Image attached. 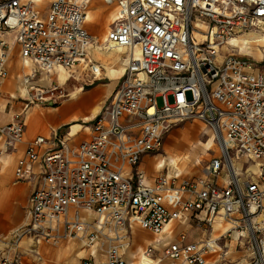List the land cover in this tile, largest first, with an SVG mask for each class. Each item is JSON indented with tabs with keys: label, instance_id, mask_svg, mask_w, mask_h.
<instances>
[{
	"label": "built area",
	"instance_id": "2783aa9c",
	"mask_svg": "<svg viewBox=\"0 0 264 264\" xmlns=\"http://www.w3.org/2000/svg\"><path fill=\"white\" fill-rule=\"evenodd\" d=\"M103 2L115 5L116 16L100 48L123 52L124 74L93 119L90 139L73 144L55 129L49 138L28 143L14 180L33 187L23 224L0 236V264H25L26 237L53 245L73 239L105 253L101 261L91 255L80 264H128L123 255L131 223L159 234L171 222H194L206 232L199 240L181 231L164 244L163 257L176 264H207L210 253L226 259L239 245L248 247L249 258L231 264H264V70L227 47L242 36L264 41V0ZM88 5L89 0H52L42 17L33 0H0V78L8 77V59L19 45L31 67L22 78L25 109L65 95L57 81L37 85L38 72L88 62L92 79L103 78L104 66L88 54L95 43ZM194 21L205 28L195 29ZM191 118L215 130L222 157H212L197 176L162 171L146 184L142 157L159 151L166 133ZM24 130L22 112L0 127L8 147L23 140ZM231 153L250 158L257 174L238 173ZM220 222L229 227L215 235L211 227ZM157 243L146 247L139 264L159 262Z\"/></svg>",
	"mask_w": 264,
	"mask_h": 264
},
{
	"label": "crops",
	"instance_id": "0c3cea01",
	"mask_svg": "<svg viewBox=\"0 0 264 264\" xmlns=\"http://www.w3.org/2000/svg\"><path fill=\"white\" fill-rule=\"evenodd\" d=\"M92 3H95L97 8L100 5H104L115 9L116 12L115 5H106L103 0H89V5H91ZM114 19H111L109 21L107 25L108 30L106 31V33L100 34L105 35L103 37V40H100L98 38L96 34V28H94V25L88 19L89 25L92 28V32L95 38V43L90 47L88 54L90 59L104 66L105 73L102 78L103 81H101L102 79L97 81H94L92 79V73L89 69L87 61V63L77 66L81 68V71L80 74L76 75V78L78 77V80L76 79L77 83L71 91H69L67 87L61 83V81L59 80L61 79V77H57L56 73L60 70L67 73H73L77 70L75 69L77 67L70 69L58 68L57 70L50 73H37V78L34 81L37 85L49 86L52 81H57L61 83L65 88V95L59 98L54 104H34L25 109V99L27 97V91L24 89L25 84L23 83L22 78L31 71V67L29 64L23 61L19 45H17V49L15 47L12 50L11 53L14 54L16 63L19 64V67H16V65L11 63L9 57V75L6 78H0V127L8 124L11 121L12 115L14 113L22 112L24 116L25 130L23 140L15 143V146L13 147L7 146V136L0 133V156L3 155V159L0 157V236L8 235L11 231H13L16 227L22 225L25 221V208L28 204L29 195L31 193L33 184L31 181L16 182L14 180V171L16 163L21 157H23L28 143L37 136H45L49 138L53 130L55 129H60L61 131L66 133L69 136L71 143L73 144H79L82 141L88 140L92 137L93 132L91 123L96 115L100 112L99 111L97 113L98 107L100 105L95 107L92 112L82 111L79 114L66 113L65 107H63L62 105L65 103L69 95L73 94L81 97L90 94V92L94 90H97V92L102 90V101L108 96L103 105L104 107L106 102L110 99L114 91L117 89L119 81L125 71V67L121 62V55L123 54V52H119L116 49L100 48V44L106 42L107 34L113 27ZM106 56L109 58H107ZM108 65L112 66V69L115 65L119 66V72L116 75L112 74V70L111 73H108ZM84 68L85 70H83ZM109 75L112 78L108 81L106 79L110 78ZM63 81L67 82V78ZM81 81H83L82 85L84 87V92L82 94H78L76 88ZM86 83L92 84V86H86ZM74 125H82V127L73 133L72 127ZM153 153L154 152L145 154L142 157L139 165V167H142L141 170L143 171V177L145 183L148 185L153 184L158 174L162 171L166 172L169 175H179L183 177H194L201 174L198 173L192 175H182L163 169L158 173L155 172V174L150 178V176L148 175L150 167H157L156 163L151 157ZM4 166H8V171H6V173ZM126 171L131 173L132 168L130 166H127ZM133 226H138L139 228L143 229L137 223L130 224L128 230L130 232L131 242V229ZM227 226L228 224L226 222L215 223L211 227V231L215 235H219L225 231ZM147 231L150 232V234L159 237L160 240L158 242L162 241L163 243L159 244L157 247V256L160 258L157 264H176L174 260L163 257L162 251L164 244L174 240L177 234L181 231H187L189 239L199 240L202 239L206 233L205 229L198 227L194 222L186 224L171 222L168 227L159 234L153 233L149 230ZM29 239L30 238L26 237L22 241L21 252L22 259L25 264H80L83 258L91 255H93L96 261H101L105 258V253L100 249V247H98V245L86 248L81 243L73 239L63 240L62 243L58 245L39 242L34 244V242H30ZM151 244L153 243H147L145 246H143L138 253V257L133 260L128 257V253L130 250L129 245L127 251L123 255L124 259L128 264H139L141 254L146 249V247ZM33 245L35 247H32ZM81 250L85 252V255L77 257V252ZM233 254L234 252L227 256L226 259H223V257H221L219 254L210 253L206 256V263L231 264L232 261H230V259L234 260L232 258Z\"/></svg>",
	"mask_w": 264,
	"mask_h": 264
},
{
	"label": "rangeland",
	"instance_id": "374dc122",
	"mask_svg": "<svg viewBox=\"0 0 264 264\" xmlns=\"http://www.w3.org/2000/svg\"><path fill=\"white\" fill-rule=\"evenodd\" d=\"M34 6L36 10L44 17L45 13L49 9L50 3L52 0H33ZM97 1V0H94ZM111 12H109V8L104 5H100L96 9V14L93 17V24L96 28V34L100 40H103L106 31L108 30V23L110 21ZM193 27L195 29L205 28L202 23L199 21L193 22ZM247 36H242L237 39L230 40L229 44L227 45L228 48H235L236 51L243 53L249 57L255 59L261 69L264 70V42H253L250 41ZM17 45L14 46V48ZM263 54L262 57H259V52ZM107 57V56H106ZM109 58V57H107ZM77 69L73 73H67L62 70L56 73V76L59 77L60 75H64L67 78V82L59 79L63 85L67 87L69 91L76 85V75L80 74L81 68L77 67ZM107 71V69H106ZM108 72V71H107ZM119 72V66L115 65L112 69V74H117ZM16 73V71H15ZM110 80L112 77L109 75ZM105 80V79H104ZM103 81V79L101 80ZM80 83L83 84V81ZM94 84V83H93ZM86 86H92V84H85ZM108 97V96H107ZM107 97L102 101V90L98 91L97 94H88L86 96H76V95H69L65 103L62 105L65 107L66 113H80L82 111L92 112L95 107H98L97 113L102 109ZM188 98H191L190 93H188ZM169 100L172 101V97H169ZM102 102V103H101ZM101 103V104H100ZM158 104H162V100L158 99ZM83 122V121H82ZM81 122V123H82ZM87 123V122H86ZM170 149L173 152H184L183 154H188V159L185 162H182L178 167L173 168L170 163ZM232 156L235 157L238 173L247 175V173H255L257 174V170L254 169L253 161L245 155H234L231 153ZM214 156L222 157V153L219 150V140L216 135V132L212 127L207 124L206 122L202 121L198 118H191L178 124L174 125L165 135L164 145L163 147L152 154V158L156 163L155 167H150L148 171V175L150 178L160 170L166 169L171 172L179 173L182 175H192L201 173L203 167L207 164V162ZM163 161V164L160 162ZM5 173L8 171V166H4ZM3 168V169H4ZM142 167L140 166V169ZM228 224V223H227ZM244 224V223H243ZM229 227V224L228 226ZM244 230H246L244 228ZM132 235V242L130 245V250L128 253V257L133 260L138 257V253L140 252L141 248L145 246L147 243L156 244V241H159L160 238L150 234L147 230H143L138 226H133L131 229ZM29 241H33L29 239ZM39 243H51L46 242L43 240L38 241ZM38 243V244H39ZM54 243L55 244H60ZM236 241L233 242L235 245ZM157 244H163L162 241L158 242ZM53 245V244H52ZM234 260H231L235 263L238 260H242L243 262L249 258V249L246 246H238L233 254L232 257ZM133 264V263H132Z\"/></svg>",
	"mask_w": 264,
	"mask_h": 264
},
{
	"label": "bare ground",
	"instance_id": "6f19581e",
	"mask_svg": "<svg viewBox=\"0 0 264 264\" xmlns=\"http://www.w3.org/2000/svg\"><path fill=\"white\" fill-rule=\"evenodd\" d=\"M96 5L95 3H92L91 5H88V9H87V13H88V19L90 20V22L93 24V17L95 16L96 14ZM109 8V12H111V17H110V20L111 19H114L115 16H116V13H115V9L111 8V7H107ZM94 25V24H93ZM94 28H95V25H94ZM234 39H237V38H234ZM250 41H255V39H251ZM262 51L259 52V57H262ZM10 62L13 63L14 65H16V67H19V64L16 63V58L14 56L13 53L10 54ZM109 71L108 73H111V70H112V66L108 65L107 66ZM85 70V68L83 69ZM61 79L65 80L66 77L64 75H60ZM78 80V77L76 78ZM25 87V86H24ZM26 91V87L24 88ZM76 91L78 92V94H82L84 92V87L82 85V83H80L77 88H76ZM90 94L94 95V94H97V90H94L92 92H90ZM82 125H74L72 127V132H76L79 128H81ZM219 137V136H218ZM220 138V137H219ZM219 150H220V145H219ZM184 152H173L171 149H170V163L171 165L173 166V168H176L178 167L182 162H185L187 161L188 159V154H183ZM2 159H3V155L0 156ZM231 161H232V165H233V168L238 172V168H237V164H236V160H235V157L232 156L231 158ZM161 164H163V161L160 162ZM254 166V169L257 170V167L256 165H253ZM244 235L247 234V232H244L243 233ZM85 255V252L83 250L81 251H78L77 252V257H80V256H83ZM78 262V261H77Z\"/></svg>",
	"mask_w": 264,
	"mask_h": 264
},
{
	"label": "water",
	"instance_id": "95a60500",
	"mask_svg": "<svg viewBox=\"0 0 264 264\" xmlns=\"http://www.w3.org/2000/svg\"><path fill=\"white\" fill-rule=\"evenodd\" d=\"M51 104V103H50Z\"/></svg>",
	"mask_w": 264,
	"mask_h": 264
}]
</instances>
